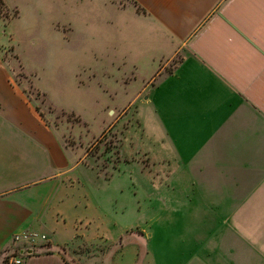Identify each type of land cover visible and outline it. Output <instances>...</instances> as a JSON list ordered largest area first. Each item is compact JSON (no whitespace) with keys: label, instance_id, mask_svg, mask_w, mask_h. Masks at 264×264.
Masks as SVG:
<instances>
[{"label":"crops","instance_id":"0c3cea01","mask_svg":"<svg viewBox=\"0 0 264 264\" xmlns=\"http://www.w3.org/2000/svg\"><path fill=\"white\" fill-rule=\"evenodd\" d=\"M74 2L110 23L141 79V145L105 176L0 76V257L29 230L49 243L24 264H73L76 243L107 244L101 263L117 264L123 236L91 182L136 167L128 178L152 211L141 235L155 264H264V0ZM95 222L104 228L91 233Z\"/></svg>","mask_w":264,"mask_h":264},{"label":"rangeland","instance_id":"374dc122","mask_svg":"<svg viewBox=\"0 0 264 264\" xmlns=\"http://www.w3.org/2000/svg\"><path fill=\"white\" fill-rule=\"evenodd\" d=\"M116 1L120 7L129 2ZM95 11L87 5L86 12H80L74 0L69 4L61 0H0V76H6L40 117L59 130L68 146L78 148V155L83 153L109 176L112 165L128 160L129 145L142 140L136 116L142 101H137L136 94L141 79L131 81V63L122 59L125 47L114 44L113 28ZM147 69L139 68L138 75ZM137 156L142 169L151 172L142 149ZM117 170H111L109 180L91 182L93 191L99 190L97 193L107 198L106 211L123 236V248L119 247L113 258L117 264H155L144 251L141 235L149 226L152 211L140 183L133 189L128 178L137 168L122 167L123 177ZM119 184L124 185L121 192H117ZM97 228L104 226L95 222L89 230L93 233ZM127 230L133 234H125ZM107 247L105 243H76L68 247V254L73 264H110L112 254L101 263ZM9 251L1 254L2 264H7Z\"/></svg>","mask_w":264,"mask_h":264},{"label":"built area","instance_id":"2783aa9c","mask_svg":"<svg viewBox=\"0 0 264 264\" xmlns=\"http://www.w3.org/2000/svg\"><path fill=\"white\" fill-rule=\"evenodd\" d=\"M14 247L8 252L7 264H22L24 257L34 255L41 246H47V235L35 231L25 230L12 236Z\"/></svg>","mask_w":264,"mask_h":264}]
</instances>
